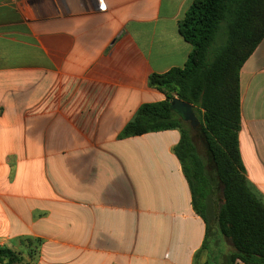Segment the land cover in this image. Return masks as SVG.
Masks as SVG:
<instances>
[{
    "label": "crops",
    "instance_id": "obj_1",
    "mask_svg": "<svg viewBox=\"0 0 264 264\" xmlns=\"http://www.w3.org/2000/svg\"><path fill=\"white\" fill-rule=\"evenodd\" d=\"M194 1L0 0L1 248L36 241V264H198L207 225L180 132L120 138L165 99L150 76L188 62ZM240 90L241 157L264 197V39Z\"/></svg>",
    "mask_w": 264,
    "mask_h": 264
},
{
    "label": "trees",
    "instance_id": "obj_2",
    "mask_svg": "<svg viewBox=\"0 0 264 264\" xmlns=\"http://www.w3.org/2000/svg\"><path fill=\"white\" fill-rule=\"evenodd\" d=\"M180 32L192 46L188 62L150 76V87L165 99L143 104L120 138L179 131L174 153L188 181L193 208L207 225L196 263L207 251L205 264H264V197L248 179L239 142L240 73L264 39V0H195ZM175 99L193 106L205 155L199 153L188 123L171 110ZM213 234L229 240L233 251L223 252L220 239L212 251ZM19 254L0 248V264H20Z\"/></svg>",
    "mask_w": 264,
    "mask_h": 264
},
{
    "label": "rangeland",
    "instance_id": "obj_3",
    "mask_svg": "<svg viewBox=\"0 0 264 264\" xmlns=\"http://www.w3.org/2000/svg\"><path fill=\"white\" fill-rule=\"evenodd\" d=\"M188 126L191 130V134H192V136L195 140V143L198 147L199 153L201 155H205L204 149L201 145L199 132H198L199 127L197 129H192L189 123H188ZM217 239H220V237L217 234L216 235L213 234V236L210 238V241H211L210 242V248L212 251H214V249H215L214 243ZM221 242L223 245V252L231 253L233 251L232 244L229 240L221 238ZM22 253L24 254V256L22 255ZM22 253L19 254V256L22 257V259H23V261L20 262V264H36L37 259H38V254H39L37 242L35 241V242L31 243L29 249H27V251H22ZM24 259H25V261H24ZM204 261L205 262L208 261V252L207 251H205L201 254V256L199 257V260H198V264H205ZM235 264H243V263L237 262Z\"/></svg>",
    "mask_w": 264,
    "mask_h": 264
},
{
    "label": "water",
    "instance_id": "obj_4",
    "mask_svg": "<svg viewBox=\"0 0 264 264\" xmlns=\"http://www.w3.org/2000/svg\"><path fill=\"white\" fill-rule=\"evenodd\" d=\"M171 110L180 114L184 121L190 124L192 129H197L200 126V121L191 104L180 99H175L171 103Z\"/></svg>",
    "mask_w": 264,
    "mask_h": 264
},
{
    "label": "built area",
    "instance_id": "obj_5",
    "mask_svg": "<svg viewBox=\"0 0 264 264\" xmlns=\"http://www.w3.org/2000/svg\"><path fill=\"white\" fill-rule=\"evenodd\" d=\"M102 6L104 7V4H102ZM0 248H1V247H0ZM237 262H241V261H240V260H237ZM237 262H236V263H237ZM241 263H243V262H241ZM243 264H244V263H243Z\"/></svg>",
    "mask_w": 264,
    "mask_h": 264
}]
</instances>
